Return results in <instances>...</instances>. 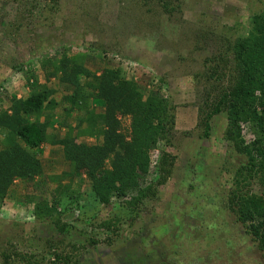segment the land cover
<instances>
[{
	"label": "rangeland",
	"instance_id": "rangeland-1",
	"mask_svg": "<svg viewBox=\"0 0 264 264\" xmlns=\"http://www.w3.org/2000/svg\"><path fill=\"white\" fill-rule=\"evenodd\" d=\"M164 2L166 12L145 0H0V113L10 115L12 103L27 100L39 87L51 90L55 103L37 120L47 141L29 151L39 175L15 179L0 200V264H49L55 253L68 257L61 264H264L226 204L245 159L224 139L225 114L209 121L208 139L200 114L204 91L215 84L206 81L208 70H223L226 55L231 62L229 45L247 34L249 18L263 10L264 0ZM63 55H82L83 67L96 76L120 69L144 99L153 95L171 107L168 145L160 142L149 151L141 185L155 183L162 150L174 157L172 174L138 209L113 198L98 204L91 185L101 179L94 183L83 172L76 175L63 146L51 144L103 142L101 135L82 134L90 124L102 126L91 79L79 81L87 100L81 110L65 100L75 89L59 82L60 74L51 76ZM116 118L127 134L130 119ZM241 130L249 144L250 129ZM3 135L0 129V150ZM104 168L110 169V160ZM250 191L260 193L257 186ZM42 204L55 212L36 216Z\"/></svg>",
	"mask_w": 264,
	"mask_h": 264
},
{
	"label": "trees",
	"instance_id": "trees-1",
	"mask_svg": "<svg viewBox=\"0 0 264 264\" xmlns=\"http://www.w3.org/2000/svg\"><path fill=\"white\" fill-rule=\"evenodd\" d=\"M145 1H154L167 11L164 0ZM248 24L247 34L228 47V52L232 53L231 62L230 55H226L228 59H223V70L218 73L217 66L208 70L210 74L206 81L214 79L215 84L205 89V103L200 114H204L201 121L205 139L209 138V121L225 114L224 139L238 158L245 159L235 172L227 208L264 258V8L253 14ZM84 58L82 55L71 58L63 55L51 76L60 74L59 82L75 89L65 100L81 110L87 100L79 81L80 78L91 79L92 85L88 88L96 93L93 102L103 109L98 116L102 126L90 124L82 134L101 135L103 142L93 147L79 146L68 139L52 140L51 144L63 146L64 157L74 163L76 175L83 172L94 183L101 179L91 185L98 204L108 205L113 198L125 200L129 209H138L145 200L155 197L156 189L172 174L174 157L162 150L155 183L146 187L141 185L150 168L149 151L160 142L168 145V135L174 125L171 107L166 100L153 95L144 99L136 84L126 81L120 69H105L99 76L90 73L83 67ZM52 94L46 87H39L27 100L12 103L10 115L0 113V129L4 131L0 150V200L4 199L15 179L31 180L40 173L36 156L29 151L38 149L48 139L45 127L37 120L45 108L54 107L55 103L49 100ZM118 115L130 119L127 134L120 131ZM29 116L36 122L25 119ZM242 125L248 126L253 136L249 144L242 138ZM106 160H110L108 170L104 168ZM256 186L260 189L259 194L250 191ZM36 209H39L36 216H49L55 212L54 207L49 208L47 204ZM9 258V254L4 255L7 262ZM65 259L68 257L55 253L54 261L49 264H61Z\"/></svg>",
	"mask_w": 264,
	"mask_h": 264
}]
</instances>
